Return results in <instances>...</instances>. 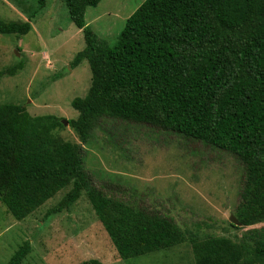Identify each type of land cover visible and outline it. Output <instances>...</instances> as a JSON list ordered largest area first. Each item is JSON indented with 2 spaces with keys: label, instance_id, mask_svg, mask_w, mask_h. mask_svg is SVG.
Wrapping results in <instances>:
<instances>
[{
  "label": "trees",
  "instance_id": "16d2710c",
  "mask_svg": "<svg viewBox=\"0 0 264 264\" xmlns=\"http://www.w3.org/2000/svg\"><path fill=\"white\" fill-rule=\"evenodd\" d=\"M101 1L64 0L85 42L70 68L86 61L91 72L87 94L70 103L78 117L69 123L81 142L112 119L230 153L243 165L235 217L245 228L264 223V0H145L112 46L84 18ZM38 4L43 9L45 0ZM30 29L29 22L0 21V34L24 36ZM60 126L21 105L0 104V200L16 221L71 184L67 202L85 193L122 259L189 242L197 264H264V225L244 231L238 243L200 238L170 217L115 198L92 183L81 145L51 135ZM29 251L25 242L6 264H21Z\"/></svg>",
  "mask_w": 264,
  "mask_h": 264
},
{
  "label": "rangeland",
  "instance_id": "374dc122",
  "mask_svg": "<svg viewBox=\"0 0 264 264\" xmlns=\"http://www.w3.org/2000/svg\"><path fill=\"white\" fill-rule=\"evenodd\" d=\"M145 0H102L85 11V22L107 45L115 44L127 18ZM0 0V21L31 29L24 36L0 34V104L24 107L31 117L66 120L51 135L84 148V166L92 183L136 207L172 218L200 238L225 237L238 243L244 231L232 227L243 181V165L234 155L148 125L105 119L87 143L70 126L91 84L86 61L70 68L85 48L83 33L70 21L64 0ZM34 14L33 18L31 17ZM22 66L14 76L8 70ZM68 185L22 221L0 200V264L29 242L21 264H197L193 246H178L142 257H119L85 193L66 200ZM232 225V226H231Z\"/></svg>",
  "mask_w": 264,
  "mask_h": 264
},
{
  "label": "water",
  "instance_id": "95a60500",
  "mask_svg": "<svg viewBox=\"0 0 264 264\" xmlns=\"http://www.w3.org/2000/svg\"><path fill=\"white\" fill-rule=\"evenodd\" d=\"M67 121L66 120H61V124L62 125H67ZM229 221H230V223L233 225V226H236V227H240V226H242L241 225V223L238 221V219L235 217V216H230V218H229Z\"/></svg>",
  "mask_w": 264,
  "mask_h": 264
}]
</instances>
